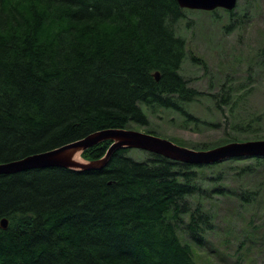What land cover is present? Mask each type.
Here are the masks:
<instances>
[{
    "label": "trees",
    "instance_id": "obj_1",
    "mask_svg": "<svg viewBox=\"0 0 264 264\" xmlns=\"http://www.w3.org/2000/svg\"><path fill=\"white\" fill-rule=\"evenodd\" d=\"M187 12L177 0H0V163L106 129L148 128L149 114L162 112L224 129L220 144L190 149L263 140L261 114L236 116L249 91L240 94L228 78L202 91L182 75L188 58L208 68L175 31ZM204 99L222 122L190 111ZM110 146L97 144L82 159H101ZM130 152L118 150L98 171L0 175V264H197L192 245L204 246L214 230L201 171L218 165L146 152L137 161ZM252 161L242 171L264 164Z\"/></svg>",
    "mask_w": 264,
    "mask_h": 264
},
{
    "label": "rangeland",
    "instance_id": "obj_2",
    "mask_svg": "<svg viewBox=\"0 0 264 264\" xmlns=\"http://www.w3.org/2000/svg\"><path fill=\"white\" fill-rule=\"evenodd\" d=\"M185 10L187 17L175 31L185 39L189 52L208 68L188 58L182 75L202 91H218L226 78L234 82L240 94L249 91L246 108H236V116L240 119L247 108L261 114L264 137V0H238L233 17L223 9ZM190 111L202 121H223L220 111L206 99L192 104ZM149 116L148 128H131L141 132L150 129L189 148L217 145L225 138L224 129L210 128L206 122L185 125L182 117L170 112ZM146 153L133 149L129 156L141 161L147 158ZM233 160L201 171L208 192L204 201L212 211L214 230L207 235L204 246L192 245L197 264H264V164L253 165L247 174L242 169L251 165L253 158ZM218 187L224 191L222 194L217 193ZM244 191L255 196L249 204L241 197Z\"/></svg>",
    "mask_w": 264,
    "mask_h": 264
},
{
    "label": "water",
    "instance_id": "obj_3",
    "mask_svg": "<svg viewBox=\"0 0 264 264\" xmlns=\"http://www.w3.org/2000/svg\"><path fill=\"white\" fill-rule=\"evenodd\" d=\"M182 9L212 12L223 9L234 11L238 0H177ZM159 80V74H156ZM105 141H110L106 155L98 160L82 162L76 160L78 155ZM120 149H137L153 153L173 161L192 166H210L227 160L262 158L264 159V139L245 142H232L208 150H194L180 146L173 141L151 133L132 129H106L92 133L78 141L61 147L30 155L25 158L0 163V175H12L29 170L63 168L77 171L102 170L111 157ZM1 228H8L7 219L1 221Z\"/></svg>",
    "mask_w": 264,
    "mask_h": 264
},
{
    "label": "bare ground",
    "instance_id": "obj_4",
    "mask_svg": "<svg viewBox=\"0 0 264 264\" xmlns=\"http://www.w3.org/2000/svg\"><path fill=\"white\" fill-rule=\"evenodd\" d=\"M81 157H82V155L80 156V155H78L77 157H76V160L77 161H79V162H82V159H81ZM84 160V159H83Z\"/></svg>",
    "mask_w": 264,
    "mask_h": 264
}]
</instances>
